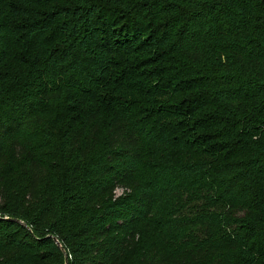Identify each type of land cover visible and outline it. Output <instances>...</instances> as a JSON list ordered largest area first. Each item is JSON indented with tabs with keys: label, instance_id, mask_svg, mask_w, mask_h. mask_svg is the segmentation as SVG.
I'll list each match as a JSON object with an SVG mask.
<instances>
[{
	"label": "trees",
	"instance_id": "obj_1",
	"mask_svg": "<svg viewBox=\"0 0 264 264\" xmlns=\"http://www.w3.org/2000/svg\"><path fill=\"white\" fill-rule=\"evenodd\" d=\"M147 50L157 121L105 93ZM66 258L264 264V0H0V264Z\"/></svg>",
	"mask_w": 264,
	"mask_h": 264
},
{
	"label": "rangeland",
	"instance_id": "obj_2",
	"mask_svg": "<svg viewBox=\"0 0 264 264\" xmlns=\"http://www.w3.org/2000/svg\"><path fill=\"white\" fill-rule=\"evenodd\" d=\"M150 53L151 50H147L137 52L132 57L115 55L114 62L117 63L116 77L118 81L110 83L109 87L112 90L108 89L105 93L118 98L122 104L139 110L143 113L142 116H150L153 121H157L161 112L167 109L170 104H175L176 101L175 99L165 101L152 95V92L162 87L169 75L164 71L165 62H147L146 59ZM183 121L176 119L165 121L164 124L176 129ZM117 194L121 195L122 191L119 190Z\"/></svg>",
	"mask_w": 264,
	"mask_h": 264
},
{
	"label": "water",
	"instance_id": "obj_3",
	"mask_svg": "<svg viewBox=\"0 0 264 264\" xmlns=\"http://www.w3.org/2000/svg\"><path fill=\"white\" fill-rule=\"evenodd\" d=\"M57 243L60 244L59 241H57ZM61 248H63V247L61 246ZM66 264H68V259L67 258H66Z\"/></svg>",
	"mask_w": 264,
	"mask_h": 264
}]
</instances>
